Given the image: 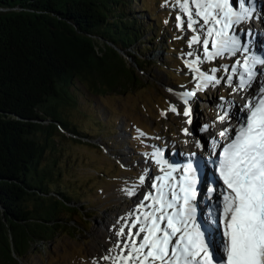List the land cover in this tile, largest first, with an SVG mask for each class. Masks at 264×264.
Wrapping results in <instances>:
<instances>
[{
    "label": "snow or ice",
    "instance_id": "6c2138e0",
    "mask_svg": "<svg viewBox=\"0 0 264 264\" xmlns=\"http://www.w3.org/2000/svg\"><path fill=\"white\" fill-rule=\"evenodd\" d=\"M164 6L176 7L177 28L193 33L187 41L193 50L182 55L191 58L184 64L192 73L194 87L182 92L169 89L184 108L181 112L170 104L168 111L186 117V124H194L192 102L198 92L222 82L217 67L204 69L202 65L244 56L231 67L221 66L223 72L231 73L223 79L232 91L247 94L240 115L222 104L213 122L222 127L212 133L211 125H203L201 131L209 132L210 140L196 141L198 148L208 151L205 166L214 167L218 182L206 186L209 199L216 201L215 215L205 221L198 218V170L203 158L196 159L192 153L181 167L154 145L144 156L155 162L160 174L145 169L135 185L124 189L134 197L150 181L149 191L136 207L118 218V228L113 225L115 242L92 264H264V80H259L264 76V56L250 54L246 39L251 29L241 27L260 18L257 0H165ZM182 131L190 134L189 128ZM137 133L141 138L147 135L140 129Z\"/></svg>",
    "mask_w": 264,
    "mask_h": 264
},
{
    "label": "trees",
    "instance_id": "16d2710c",
    "mask_svg": "<svg viewBox=\"0 0 264 264\" xmlns=\"http://www.w3.org/2000/svg\"><path fill=\"white\" fill-rule=\"evenodd\" d=\"M133 1L0 0V264L72 225L71 195L53 183L59 164L44 150L58 129L83 131L62 112L75 80L95 92L136 82L133 64L146 63L135 43L159 25L137 17L145 10Z\"/></svg>",
    "mask_w": 264,
    "mask_h": 264
},
{
    "label": "rangeland",
    "instance_id": "374dc122",
    "mask_svg": "<svg viewBox=\"0 0 264 264\" xmlns=\"http://www.w3.org/2000/svg\"><path fill=\"white\" fill-rule=\"evenodd\" d=\"M133 3L136 9L145 10L136 13L144 23L153 18L159 25L156 38L147 39V30L135 43L140 48L138 56L146 64L144 67L133 64L137 80L124 89L95 92L81 81L71 84V96L75 101L64 106L62 112L83 131L73 135L58 129L53 135V147L46 148L44 153L45 157H55L59 164L56 169L60 171L53 183L71 195L74 208L64 209L63 214L72 218V225L57 230L43 245H36L18 264H92L93 258L105 255L115 242L113 225L118 228V218L136 207L143 194L149 191L150 181L140 187L134 197H129L124 189L135 185L145 169H150L153 175L159 173L158 166L154 161H146L144 153H151L155 145L165 153L171 154L177 149L181 154L190 155L192 149L184 147L183 151L181 147L191 145V140L196 143L201 137L206 138L205 134L210 138L209 132L201 131L205 124L220 129L222 125L213 122L222 104L226 109L228 101H234L238 108L243 105L244 98L233 92L223 79L231 73L223 72L221 66L231 67L238 57L229 56L202 65L204 69L217 67L216 75L222 82L198 92L192 102L193 125L186 124L187 118L183 115L169 112L170 104L176 105L181 112L184 108L169 89L181 92L192 89L195 84L191 71L184 64L185 59L191 58L182 55L193 50L187 44L193 33L177 28L178 9L162 7L165 0ZM259 3L264 9V0ZM262 21L254 19L241 27L255 30ZM167 44L170 47L166 49ZM193 47L199 48L198 45ZM134 50L135 47L131 48L136 53ZM162 111L167 115L162 116ZM212 127L210 130L214 133ZM184 128H189V135L183 133ZM137 129L146 133V137H139Z\"/></svg>",
    "mask_w": 264,
    "mask_h": 264
},
{
    "label": "bare ground",
    "instance_id": "6f19581e",
    "mask_svg": "<svg viewBox=\"0 0 264 264\" xmlns=\"http://www.w3.org/2000/svg\"><path fill=\"white\" fill-rule=\"evenodd\" d=\"M258 2H259V0H258ZM259 7H260V5L257 3V11H259ZM260 18L262 20H264V13L260 14ZM245 30L247 31L248 29H245ZM263 38H264V36H263ZM263 38H262V34L260 32L258 33V31L256 29L254 30V29L251 28V35L248 36L247 39H246L248 47L251 50L250 54H256V55H259V56H264V40H263ZM240 56H241V58L243 60L244 56L243 55H240ZM263 79H264V76H263ZM254 88H256L255 84H254ZM229 102H230V104H229L228 111L230 113L236 115V116H239L240 115L239 108L236 106L234 101H228V103ZM218 128L212 127L213 132L214 133L218 132L219 131ZM190 144L193 147H191V145H186V146L181 147V149H183V151H185L184 147H188V148H190L192 150L195 147L197 148L196 143L194 141L191 140ZM164 154H165V158L167 160H169L171 163H175L177 160H178V162L179 161L181 162L182 159L184 160V159H186V157L191 156V154L187 155V156H184L181 153H179V151L177 149H175L171 154L168 153V152L167 153L164 152ZM159 174L160 173H158V175ZM198 203L202 206V210H203L204 214L210 213L212 211V209H213V206H215L214 198L210 200L208 196H205L204 198L199 197ZM216 241L219 242V236H216Z\"/></svg>",
    "mask_w": 264,
    "mask_h": 264
}]
</instances>
